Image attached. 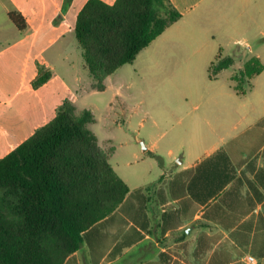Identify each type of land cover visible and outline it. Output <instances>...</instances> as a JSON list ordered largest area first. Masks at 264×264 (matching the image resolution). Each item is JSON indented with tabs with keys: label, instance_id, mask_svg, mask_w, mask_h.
<instances>
[{
	"label": "rangeland",
	"instance_id": "obj_1",
	"mask_svg": "<svg viewBox=\"0 0 264 264\" xmlns=\"http://www.w3.org/2000/svg\"><path fill=\"white\" fill-rule=\"evenodd\" d=\"M85 1L0 0V158L69 101L77 115L93 114L95 122L87 127L103 149L114 147L110 163L117 175L131 189L145 188L264 117V71L244 83L245 94L232 80L252 58L264 64V52L247 48H227L221 56L233 57L235 64L214 79L210 64L153 68L144 52L107 77L104 91L92 89L75 35ZM10 13L25 18V29L15 26ZM42 71L50 73L49 81L34 89L32 81ZM148 144L156 145L154 152L144 149Z\"/></svg>",
	"mask_w": 264,
	"mask_h": 264
},
{
	"label": "trees",
	"instance_id": "obj_2",
	"mask_svg": "<svg viewBox=\"0 0 264 264\" xmlns=\"http://www.w3.org/2000/svg\"><path fill=\"white\" fill-rule=\"evenodd\" d=\"M9 16L19 30L25 29L22 15ZM180 18L169 0H87L77 13L75 35L92 89L104 91L107 77L133 63ZM234 64L233 57L217 56L209 67L210 78ZM263 71L258 57L248 61L232 77L238 93L245 94L244 83ZM49 78L48 71L40 72L33 88ZM75 111L72 102H64L52 121L0 158V264H62L80 248L84 233L103 226L120 208L152 203L149 188L131 190L117 175L110 163L114 147L103 149L87 127L95 122L93 114ZM249 142L255 146L264 142V119L176 176L169 194L179 200V208L165 213V221L178 227L186 210L193 208L189 214L193 216L197 204L216 197L234 178L233 168L228 171L230 158L258 149ZM160 201L165 202L161 197Z\"/></svg>",
	"mask_w": 264,
	"mask_h": 264
},
{
	"label": "crops",
	"instance_id": "obj_3",
	"mask_svg": "<svg viewBox=\"0 0 264 264\" xmlns=\"http://www.w3.org/2000/svg\"><path fill=\"white\" fill-rule=\"evenodd\" d=\"M169 2L181 18L141 52L153 68L174 65L190 70L211 65L215 54L220 52L222 58L233 47L264 52V0ZM263 119L206 155L179 162L150 186L136 188H149L152 203L144 208L135 204L120 208L103 226L84 233L80 248L62 264H249V256L255 264H264V142L258 146L249 142L258 149L230 158L228 171L233 168L234 178L216 197L197 204L193 216H189L193 208L186 210V219L178 227L164 218L179 208V200L169 194L176 176L195 168ZM155 147L148 144V152Z\"/></svg>",
	"mask_w": 264,
	"mask_h": 264
},
{
	"label": "built area",
	"instance_id": "obj_4",
	"mask_svg": "<svg viewBox=\"0 0 264 264\" xmlns=\"http://www.w3.org/2000/svg\"><path fill=\"white\" fill-rule=\"evenodd\" d=\"M247 261L249 262V264H255V258H253V257H251V256H249V257L247 258Z\"/></svg>",
	"mask_w": 264,
	"mask_h": 264
},
{
	"label": "water",
	"instance_id": "obj_5",
	"mask_svg": "<svg viewBox=\"0 0 264 264\" xmlns=\"http://www.w3.org/2000/svg\"><path fill=\"white\" fill-rule=\"evenodd\" d=\"M144 149L146 150V149H147V147H146V146H144Z\"/></svg>",
	"mask_w": 264,
	"mask_h": 264
}]
</instances>
